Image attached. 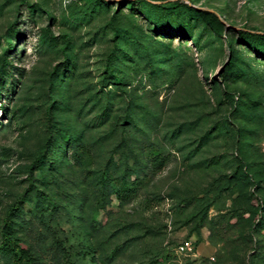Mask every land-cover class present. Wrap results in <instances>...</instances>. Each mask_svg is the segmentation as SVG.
<instances>
[{
	"label": "rangeland",
	"instance_id": "1",
	"mask_svg": "<svg viewBox=\"0 0 264 264\" xmlns=\"http://www.w3.org/2000/svg\"><path fill=\"white\" fill-rule=\"evenodd\" d=\"M242 30L264 0H0V232L22 200L32 264H264V38Z\"/></svg>",
	"mask_w": 264,
	"mask_h": 264
},
{
	"label": "trees",
	"instance_id": "2",
	"mask_svg": "<svg viewBox=\"0 0 264 264\" xmlns=\"http://www.w3.org/2000/svg\"><path fill=\"white\" fill-rule=\"evenodd\" d=\"M240 33L243 35H254L264 38V34H257L248 30H242ZM74 153L77 155L78 151H75ZM81 153L83 154V151ZM36 168H39V166ZM107 185L114 189V191L116 190L115 185L111 184L110 180L107 181ZM23 208L24 202L22 200H17L8 209L2 221L0 232V250L8 257L10 264H32L33 261L28 247L20 242V240L13 234L14 220Z\"/></svg>",
	"mask_w": 264,
	"mask_h": 264
},
{
	"label": "built area",
	"instance_id": "3",
	"mask_svg": "<svg viewBox=\"0 0 264 264\" xmlns=\"http://www.w3.org/2000/svg\"><path fill=\"white\" fill-rule=\"evenodd\" d=\"M194 248V244L190 239H184L176 246L175 250L177 253L186 254L192 253Z\"/></svg>",
	"mask_w": 264,
	"mask_h": 264
}]
</instances>
